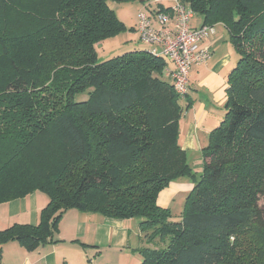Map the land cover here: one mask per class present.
Returning a JSON list of instances; mask_svg holds the SVG:
<instances>
[{
    "label": "trees",
    "instance_id": "trees-1",
    "mask_svg": "<svg viewBox=\"0 0 264 264\" xmlns=\"http://www.w3.org/2000/svg\"><path fill=\"white\" fill-rule=\"evenodd\" d=\"M129 1L0 0V203L50 198L38 224L0 230V253L59 242L75 208L140 218V264H264V0H184L238 54L200 173L180 144L191 103L170 61L147 44L99 60L96 45L127 30L112 2ZM184 177L194 185L172 220L158 196Z\"/></svg>",
    "mask_w": 264,
    "mask_h": 264
},
{
    "label": "crops",
    "instance_id": "crops-1",
    "mask_svg": "<svg viewBox=\"0 0 264 264\" xmlns=\"http://www.w3.org/2000/svg\"><path fill=\"white\" fill-rule=\"evenodd\" d=\"M196 16L192 19V24H204L203 16ZM214 26L215 32L203 43L211 50L212 56L208 61L191 69L189 92L182 100L184 104L188 101L191 105L184 109L180 120V144L188 155L189 163L198 173L203 169L202 149L208 144L211 130L225 115L228 74L238 60L227 28L222 23H216ZM193 185L192 181L185 177L171 182L159 193V205L169 207L172 211L178 197L183 195L186 200ZM49 200L46 193L34 191L0 203V230L14 224H38L41 211ZM70 210L72 209L64 213L60 225L71 212V226L76 220V228L72 226V230L89 234L87 238L81 236L85 239H80L81 245L51 241L28 250L18 241H9L1 245L0 264H140L142 245H136V249L132 238L135 231L140 242L143 241L140 218L103 217L99 213ZM58 233L55 234V239L59 238Z\"/></svg>",
    "mask_w": 264,
    "mask_h": 264
},
{
    "label": "built area",
    "instance_id": "built-area-1",
    "mask_svg": "<svg viewBox=\"0 0 264 264\" xmlns=\"http://www.w3.org/2000/svg\"><path fill=\"white\" fill-rule=\"evenodd\" d=\"M144 7L137 14L139 40L150 46L152 54L170 61L172 65L165 68V76L175 92L185 97L190 88L191 69L212 56L203 43L215 32V26H194L192 19L197 13L184 0H148Z\"/></svg>",
    "mask_w": 264,
    "mask_h": 264
},
{
    "label": "rangeland",
    "instance_id": "rangeland-1",
    "mask_svg": "<svg viewBox=\"0 0 264 264\" xmlns=\"http://www.w3.org/2000/svg\"><path fill=\"white\" fill-rule=\"evenodd\" d=\"M145 2H143L142 0H135V1H129V2H112L111 4L112 8L116 12L118 18L125 24V26L127 27V30L121 33L117 37H114V38L112 37V38L103 40L96 45L97 51H98V57L100 61L105 60L109 57L123 54L127 51L145 49L147 45L139 40V35H137L138 33L135 29L137 25V14L141 9L145 8L144 7ZM152 8H155V5H153ZM196 17L201 18V15H197ZM86 97H87L86 94L76 95V99L78 100H82ZM182 196L183 195H180L178 197L177 202L174 204L172 208V218H171L172 220H179L181 218V214L185 206L184 205L185 197L183 198ZM73 209L75 208H72V210ZM85 213H98V212L88 211ZM70 214L71 212L66 216V219L62 223V225L59 224V230L57 231V233L59 232L58 240H60V242L62 243L69 242V243H75V244L81 245L82 242H79L81 241L80 239H83L81 238V236H84L85 238H87L89 237V234L79 233V232H76V230H72V226L76 228L74 225L76 220L73 221L72 226H71L70 224L71 215ZM99 214L103 217H107L104 214H101V213ZM134 229H136L135 226H134ZM61 231H63V234H61ZM60 234L64 236L65 238L62 237ZM132 238H133L134 246L136 247V249H137V246L139 247L141 245H142L141 248H143L144 246H149L145 240L140 242L139 235L138 233H135V231L133 232Z\"/></svg>",
    "mask_w": 264,
    "mask_h": 264
}]
</instances>
